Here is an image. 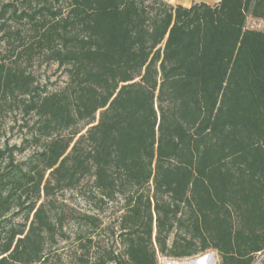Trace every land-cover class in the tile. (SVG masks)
<instances>
[{
    "label": "trees",
    "instance_id": "obj_1",
    "mask_svg": "<svg viewBox=\"0 0 264 264\" xmlns=\"http://www.w3.org/2000/svg\"><path fill=\"white\" fill-rule=\"evenodd\" d=\"M17 1L22 9L0 10L10 46L0 56V119L20 110L40 149L17 160L16 147L0 148V264H45L64 237L55 197L86 187L99 204L123 200L124 249L91 253L86 228L78 264L210 250L219 264H255L264 252V32L246 24L264 20V0ZM35 60L62 69L64 86H40L27 69ZM80 220L98 228L92 215Z\"/></svg>",
    "mask_w": 264,
    "mask_h": 264
},
{
    "label": "rangeland",
    "instance_id": "obj_2",
    "mask_svg": "<svg viewBox=\"0 0 264 264\" xmlns=\"http://www.w3.org/2000/svg\"><path fill=\"white\" fill-rule=\"evenodd\" d=\"M7 3H15L19 10L22 9L20 1L0 0V10ZM8 23L11 30L18 27L11 20ZM246 27L264 32V20L248 18ZM4 33V31L0 32V56L4 55L10 47ZM27 33V29H23V34L26 35ZM27 69L34 75L40 86L47 87V91L62 88L66 82L65 73L62 69H58L56 64L35 60ZM32 121L18 109L4 113L0 119V148L5 144H8L9 147H16L17 160H26L33 156L40 148L31 140L29 127ZM54 201L55 205L62 209L65 215L64 237L59 236L55 244L48 245L45 264H78L74 256L81 252L78 235H83L86 228H90L89 230L92 231L91 237L94 243L91 245V253H97L102 249H112L116 253L123 252L124 246L120 241L118 228L119 217L124 212L123 200L119 198L114 202L99 204L91 198L86 187L81 192L66 191L60 193ZM83 215L96 217L99 221L97 223L98 228H91L89 224L80 220ZM21 217L22 214L16 216L15 221H20ZM263 258L264 252L257 256L255 264H258ZM157 259L158 264H219V256L217 252L212 250L185 259H169L158 254Z\"/></svg>",
    "mask_w": 264,
    "mask_h": 264
},
{
    "label": "crops",
    "instance_id": "obj_3",
    "mask_svg": "<svg viewBox=\"0 0 264 264\" xmlns=\"http://www.w3.org/2000/svg\"><path fill=\"white\" fill-rule=\"evenodd\" d=\"M171 4H176V5H182L184 7H189L192 3L196 2H203L206 3L210 6H213L217 3H219L220 0H191L189 3L187 2L188 0H167Z\"/></svg>",
    "mask_w": 264,
    "mask_h": 264
}]
</instances>
